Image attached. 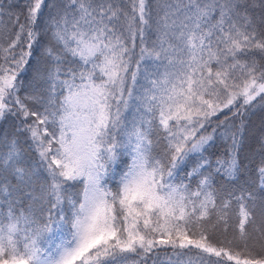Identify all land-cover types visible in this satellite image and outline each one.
<instances>
[{"label":"snow or ice","instance_id":"obj_1","mask_svg":"<svg viewBox=\"0 0 264 264\" xmlns=\"http://www.w3.org/2000/svg\"><path fill=\"white\" fill-rule=\"evenodd\" d=\"M5 16L0 264H264V140L241 183L228 123L264 106V0H0Z\"/></svg>","mask_w":264,"mask_h":264},{"label":"trees","instance_id":"obj_2","mask_svg":"<svg viewBox=\"0 0 264 264\" xmlns=\"http://www.w3.org/2000/svg\"><path fill=\"white\" fill-rule=\"evenodd\" d=\"M19 12L20 9H15ZM23 18L21 17V20ZM15 29L12 27L11 22L8 20L7 16L4 17L3 24L0 25V46L7 47L8 42L14 38ZM35 47V46H34ZM37 53L34 52V55ZM4 54L0 53V57ZM2 62V61H0ZM30 63H32L30 61ZM30 75V74H29ZM27 80L29 77H23ZM19 79V77H18ZM259 99V98H258ZM256 102H254L255 104ZM220 119H224V115H220ZM243 122L244 124V138L243 143L239 146V158L242 161V165L245 169L243 176L240 178V182L243 183L244 180H252L255 178V169L260 163L259 149L260 143L264 140V106L256 105L255 107L246 110L243 116H237L235 118L231 117L229 114L228 123L233 126H239ZM13 131V122L9 120L8 122H0V136L9 134ZM211 131V128H209ZM223 131V128L217 129V139L212 147L209 149V155L213 160L217 157L226 158L227 150L231 144L230 140H226L219 137V133ZM21 141L24 140L23 136H20ZM27 148V144L24 145ZM3 149V145L0 144V150ZM160 149L157 148V151ZM29 156L33 159L37 158L34 150L29 151ZM126 159V158H125ZM184 170L178 172V176H184ZM193 187H195V181H192ZM225 185L228 187H235V185H227V181L222 177H217V187ZM113 187L115 185L113 184ZM172 250L170 248L162 249L160 252V259L165 258V253L171 255ZM192 257L194 260L196 258V251L192 250L188 252L184 259Z\"/></svg>","mask_w":264,"mask_h":264}]
</instances>
